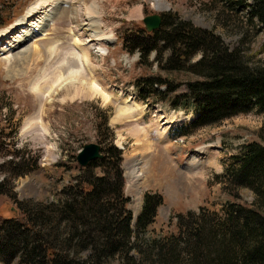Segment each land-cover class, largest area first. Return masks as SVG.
Masks as SVG:
<instances>
[{
    "label": "rangeland",
    "instance_id": "374dc122",
    "mask_svg": "<svg viewBox=\"0 0 264 264\" xmlns=\"http://www.w3.org/2000/svg\"><path fill=\"white\" fill-rule=\"evenodd\" d=\"M247 4L249 0H0V146L7 155H24L21 166L10 163L12 156L0 155V181L8 187L7 193H0V222L22 218L21 202L55 201L80 173L78 151L110 134L123 150L124 192L134 215L140 214L145 193L160 192L164 197L143 230H137V220L132 223V240L142 248L147 249L148 240L178 233V218L172 212L198 214L206 208L213 214L208 218L226 221L232 204L254 206L251 188L235 184L232 175L225 174L240 164L234 156H243L248 144H264V111L249 103L218 123L188 126V135L162 136L169 128L164 120L186 123L198 113L144 103L133 82L166 77L180 84L177 94L186 82L201 76L165 69L173 51L163 40L144 62L139 48L130 52L123 46L129 32L144 26L143 16L176 12L193 26L215 32L229 47L240 48L251 62H262L264 29L257 19H249ZM31 7L34 14L29 13ZM95 14L99 19L92 21ZM24 15L31 16L26 23L20 20ZM25 29L30 36L22 38ZM95 29L106 38L97 39ZM200 56L198 52L190 60L181 58L188 66ZM81 79L101 92H84ZM122 111L126 114L120 115ZM106 117L108 129L102 125ZM145 142L151 144L147 149ZM201 146L203 151L198 150ZM186 254L183 251L181 258ZM12 264H22L20 257Z\"/></svg>",
    "mask_w": 264,
    "mask_h": 264
},
{
    "label": "trees",
    "instance_id": "16d2710c",
    "mask_svg": "<svg viewBox=\"0 0 264 264\" xmlns=\"http://www.w3.org/2000/svg\"><path fill=\"white\" fill-rule=\"evenodd\" d=\"M247 5L249 19H257L264 29V0H249ZM162 17L158 29L147 31L140 26L129 32L123 46L130 52L139 48L140 62H144L150 51L157 49L159 39L163 40L173 51L163 67L192 71L201 78L186 82L177 94L180 84L166 77L139 78L135 84L141 99L197 109L199 115L191 123L176 128L181 134L190 125L218 123L249 103L264 111V60L251 62L240 48L229 47L215 32L193 26L176 12L163 13ZM198 52L200 59L186 66L182 56L190 60ZM162 85L164 91L159 90ZM102 125L110 127L108 117ZM113 135L99 138L103 157L81 167L55 201L21 202L22 218L1 220V262L12 264L19 256L22 264H264L263 143L248 144L243 156H234L240 164L225 174L232 175L235 184L251 188L254 206L232 204L226 221L208 218L213 214L206 208L198 214L178 212L174 215L178 218V233L148 240L144 249L132 240L135 231L128 207L130 197L124 192L123 151L115 145ZM14 154L7 155L0 146V155L12 156L14 163H10L21 166L24 155ZM5 185L1 180L0 193H7ZM162 203L161 193H145L136 219L137 230L153 220ZM183 251L187 254L181 258Z\"/></svg>",
    "mask_w": 264,
    "mask_h": 264
},
{
    "label": "water",
    "instance_id": "95a60500",
    "mask_svg": "<svg viewBox=\"0 0 264 264\" xmlns=\"http://www.w3.org/2000/svg\"><path fill=\"white\" fill-rule=\"evenodd\" d=\"M145 27L151 31L160 27L162 16L160 14H148L143 18ZM103 154L100 152V145L96 142L86 143L77 155L79 163L83 166L88 165L91 160L101 158Z\"/></svg>",
    "mask_w": 264,
    "mask_h": 264
},
{
    "label": "bare ground",
    "instance_id": "6f19581e",
    "mask_svg": "<svg viewBox=\"0 0 264 264\" xmlns=\"http://www.w3.org/2000/svg\"><path fill=\"white\" fill-rule=\"evenodd\" d=\"M44 1H49V0H44ZM33 9H35V7H31L30 9H29V13H32V14H34L33 12H35V11H33ZM50 9V8H49ZM51 10V9H50ZM46 12L48 11L47 9L45 10ZM31 14V15H32ZM46 14V13H45ZM33 16V15H32ZM31 18V16H27V15H24L20 20L22 21V22H24V23H26L27 21H29V19ZM93 18H97V19H99V17L97 16V14H95V15H93V17H92V21H93ZM95 21V20H94ZM40 22H42V21H40ZM26 26L27 25H31V23L30 24H25ZM97 28H98V26L97 25H95ZM32 27V26H31ZM23 28H24V26H23ZM22 28V29H23ZM34 28H35V26H34ZM35 31V30H34ZM93 32H94V35L95 36H97L98 38L97 39H105L106 37H104V36H102V37H100L99 35H101V32L100 31H98V29H95V30H93ZM5 35L4 36H6V38L7 37H9L8 35H7V33H4ZM33 34V33H32ZM31 34V35H32ZM30 36V35H28V31H27V29H25V31L23 30V34L21 35V37L22 36ZM20 37V38H21ZM18 39L17 41V43H20L22 40L21 39ZM23 38V37H22ZM27 38V37H26ZM95 38V37H94ZM0 39H3V35H0ZM15 46V45H14ZM51 56V55H50ZM70 70H73V69H70ZM62 75H64V74H62ZM62 75L61 74H59V75H57L58 76V78L59 79H61V78H63L62 77ZM57 78V77H56ZM80 80V79H79ZM82 82H84V80L83 79H81V87L82 88H84L83 90H85L84 92H88L89 90L90 91H93V92H101L100 91V89H96V85L95 84H93L92 83V85H91V89L90 88H88L89 86L87 85V84H85V83H82ZM86 86V87H85ZM93 87V88H92ZM95 87V88H94ZM80 88V87H79ZM92 92V93H93ZM105 95V94H104ZM106 97H108L109 95H105ZM126 113L124 112V111H122V112H120V115H125ZM119 115V116H120ZM176 121V120H175ZM164 122H167V123H171V121L170 120H164ZM28 125V124H27ZM161 129V128H160ZM144 133V132H143ZM143 146H145V147H143L144 149L146 148H148V147H146V146H150V144H149V142H145V144L143 145ZM204 148H205V146H201V147H199V149L198 150H200V151H203L204 150ZM193 159H195V160H199L196 156L195 157H193Z\"/></svg>",
    "mask_w": 264,
    "mask_h": 264
},
{
    "label": "crops",
    "instance_id": "0c3cea01",
    "mask_svg": "<svg viewBox=\"0 0 264 264\" xmlns=\"http://www.w3.org/2000/svg\"><path fill=\"white\" fill-rule=\"evenodd\" d=\"M163 133H164V132H163ZM145 134L147 135L146 132H145ZM146 138H148V137H146ZM146 138L143 137L144 140H146ZM139 140H142V139H139ZM144 144H145V143H144ZM149 144H150V142H149ZM150 146H151V144H150ZM150 146H149V147H150ZM147 147H148V146H147ZM149 147H148V148H149ZM131 161H132L133 163L130 162L129 168L131 169L132 173H134V172H135V163H134L133 160H131ZM197 162H198L197 160L193 159V163H194V164H196ZM209 162H210L211 164H215V162L212 161V160H209ZM131 167H132V168H131ZM136 175H138V173H136ZM138 178H139V177L136 176L135 179L137 180ZM176 183H177V182H175V184H176ZM186 183H188V180H186Z\"/></svg>",
    "mask_w": 264,
    "mask_h": 264
}]
</instances>
